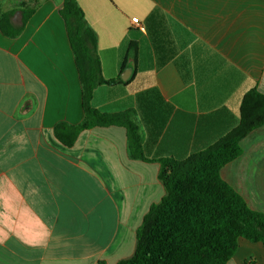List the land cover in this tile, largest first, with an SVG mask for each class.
<instances>
[{"label":"crops","instance_id":"obj_1","mask_svg":"<svg viewBox=\"0 0 264 264\" xmlns=\"http://www.w3.org/2000/svg\"><path fill=\"white\" fill-rule=\"evenodd\" d=\"M0 0L3 13L14 12ZM97 36L102 73L92 106L134 111L143 149L120 126L81 131L82 83L60 10L43 0L15 35L0 27V264H117L132 257L144 217L166 194L159 158L184 160L240 122L243 96L264 95V0H77ZM138 23H134L133 19ZM131 42L132 74L119 81ZM221 177L264 214V126L240 142ZM228 264H264L239 240Z\"/></svg>","mask_w":264,"mask_h":264},{"label":"trees","instance_id":"obj_2","mask_svg":"<svg viewBox=\"0 0 264 264\" xmlns=\"http://www.w3.org/2000/svg\"><path fill=\"white\" fill-rule=\"evenodd\" d=\"M62 1L60 13L81 78L85 118L78 125L58 124L56 137L72 146L85 129L120 126L127 130L131 157L152 161L144 154V140L133 110L104 113L92 106L95 90L109 83L102 73L97 36L77 0ZM33 11H23L22 26ZM10 16L0 11V27L15 36L20 29H13ZM137 50V43L131 42L121 73L130 59L136 60ZM261 126L264 95L253 88L243 96L239 124L218 141L184 160L157 159L166 194L144 217L134 255L117 264H228L240 239L264 244V214L252 210L221 177V169L241 155V140Z\"/></svg>","mask_w":264,"mask_h":264},{"label":"rangeland","instance_id":"obj_3","mask_svg":"<svg viewBox=\"0 0 264 264\" xmlns=\"http://www.w3.org/2000/svg\"><path fill=\"white\" fill-rule=\"evenodd\" d=\"M40 1L43 0H11V1H6L5 7H13L14 12H20L23 15V11H28L33 8H35L36 5L39 4ZM0 11L3 13V11L0 9Z\"/></svg>","mask_w":264,"mask_h":264},{"label":"water","instance_id":"obj_4","mask_svg":"<svg viewBox=\"0 0 264 264\" xmlns=\"http://www.w3.org/2000/svg\"><path fill=\"white\" fill-rule=\"evenodd\" d=\"M132 74V69L131 68H127L122 74H121V79L123 81H127L130 76Z\"/></svg>","mask_w":264,"mask_h":264},{"label":"built area","instance_id":"obj_5","mask_svg":"<svg viewBox=\"0 0 264 264\" xmlns=\"http://www.w3.org/2000/svg\"><path fill=\"white\" fill-rule=\"evenodd\" d=\"M133 22L137 24L138 20L135 18V19H133Z\"/></svg>","mask_w":264,"mask_h":264}]
</instances>
